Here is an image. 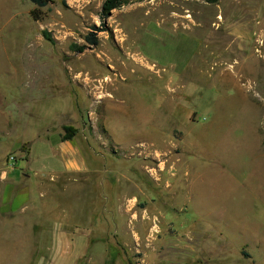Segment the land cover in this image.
<instances>
[{
	"label": "rangeland",
	"instance_id": "obj_1",
	"mask_svg": "<svg viewBox=\"0 0 264 264\" xmlns=\"http://www.w3.org/2000/svg\"><path fill=\"white\" fill-rule=\"evenodd\" d=\"M103 1L0 0V264H264V0Z\"/></svg>",
	"mask_w": 264,
	"mask_h": 264
},
{
	"label": "trees",
	"instance_id": "obj_2",
	"mask_svg": "<svg viewBox=\"0 0 264 264\" xmlns=\"http://www.w3.org/2000/svg\"><path fill=\"white\" fill-rule=\"evenodd\" d=\"M32 3H34L37 6H45L50 2H53L54 0H30ZM127 0H104L101 5V11H100V18L102 20V23H104V20L109 16L111 11L113 9H116L123 4L126 3ZM45 36H49L46 31H44ZM86 40L90 42L91 44L97 43V38L94 33H89L86 36ZM70 135H65L64 138H69Z\"/></svg>",
	"mask_w": 264,
	"mask_h": 264
}]
</instances>
